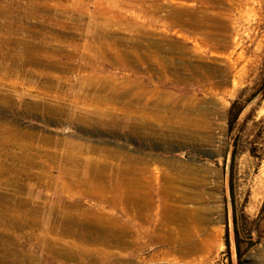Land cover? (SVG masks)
<instances>
[{
    "label": "rangeland",
    "instance_id": "rangeland-1",
    "mask_svg": "<svg viewBox=\"0 0 264 264\" xmlns=\"http://www.w3.org/2000/svg\"><path fill=\"white\" fill-rule=\"evenodd\" d=\"M135 23H140L139 30ZM94 29L144 45L100 49L92 46ZM43 56L84 65L86 73L95 77L98 93L109 94L121 82L131 88L132 81H140L151 90L149 107L200 111L196 114L200 124L191 137H171L168 131H163L164 136L159 131L158 137H141L131 131L51 120L50 113L43 115L40 108L23 104L24 99H42L37 94H55L43 86L46 80H38L34 71L40 67L30 63ZM60 72L62 77H79L75 70ZM99 78L110 84L105 90ZM234 103L242 113L231 124L229 110ZM110 105L118 107V103ZM0 124L38 136L116 148L156 160L159 167L164 164L157 160L194 167L201 197L187 204L212 210L201 235L208 240L195 255L168 256L158 263L239 264L241 257L242 264H264V0H0ZM31 141L26 139L23 145H33ZM33 141V146H47L39 139ZM11 143L10 147L17 146ZM8 193L18 192L0 185V196ZM36 218H41L40 212ZM23 231L30 227L17 230L0 224V264L5 257L20 264H27V257L39 264H116L120 256L127 264H149L153 252L168 248L156 243L105 261L80 260L75 255L50 254ZM70 239L49 240L61 247Z\"/></svg>",
    "mask_w": 264,
    "mask_h": 264
},
{
    "label": "bare ground",
    "instance_id": "bare-ground-1",
    "mask_svg": "<svg viewBox=\"0 0 264 264\" xmlns=\"http://www.w3.org/2000/svg\"><path fill=\"white\" fill-rule=\"evenodd\" d=\"M193 26L200 28L201 25L194 23ZM134 27L139 30L140 23H135ZM90 38L92 46L100 49L123 44L144 45L135 39L126 43L123 38L97 29L92 30ZM152 42L161 45L155 40ZM34 61L30 63L40 67L34 71L38 80L40 83L46 80L47 84L43 86L49 91L55 90V94L45 92L44 97L37 94L42 99L35 102L24 99L23 104L28 108H40L43 115L50 113L51 120L66 119L86 126L131 131L141 137H158L159 131L162 136L165 135L163 131H168L171 137L194 136L200 124V118H197L200 111L149 107L151 90L140 81H132L131 88L121 82L112 86L109 94H103L98 93L93 82L95 77L86 73L84 65L72 66L68 61L47 60L45 57ZM73 70L79 74L77 79L58 75L60 71ZM10 71L11 68L7 73ZM99 81L103 84L101 90L110 85L107 80L103 83L99 78ZM111 103H118V107L111 106ZM3 125L0 124V185L25 195L8 193L0 196V224L17 230L30 227V231H23V234L26 237L31 235L50 254L105 261L108 257L128 253L130 249L135 252L159 243L168 248L153 252L147 262L161 264L158 262L168 256L184 258L195 255L208 240V236L201 238V235L212 210L187 204L195 203L201 197L197 189L201 183L196 182L198 173L194 167L177 161L157 160L164 164L159 167L155 165L156 160L133 156L116 148L44 134L38 136ZM25 138L32 140L33 145V140L39 139L47 146L23 145ZM12 141L17 146L10 147ZM44 191L52 193L47 195ZM37 212H40V219L36 218ZM66 237L72 239L61 247L49 240H64ZM113 247L119 250L114 251ZM31 258H26L27 264H39ZM5 259L7 257L2 259V264H20ZM126 261L120 256L116 264H127Z\"/></svg>",
    "mask_w": 264,
    "mask_h": 264
},
{
    "label": "trees",
    "instance_id": "trees-1",
    "mask_svg": "<svg viewBox=\"0 0 264 264\" xmlns=\"http://www.w3.org/2000/svg\"><path fill=\"white\" fill-rule=\"evenodd\" d=\"M242 113V109L241 108H236L235 103L231 106L230 110H229V119L231 124H234L237 122V120L240 117V114ZM228 246H230L229 241H227ZM239 264H242V258L239 257Z\"/></svg>",
    "mask_w": 264,
    "mask_h": 264
}]
</instances>
